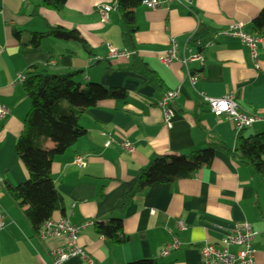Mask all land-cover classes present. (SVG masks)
I'll return each mask as SVG.
<instances>
[{
    "label": "crops",
    "instance_id": "0c3cea01",
    "mask_svg": "<svg viewBox=\"0 0 264 264\" xmlns=\"http://www.w3.org/2000/svg\"><path fill=\"white\" fill-rule=\"evenodd\" d=\"M117 2L67 0L65 8L57 12L39 7L37 0H0V105L11 111L0 120V210L5 223L0 229V264H52V250L67 242L66 236L37 238L24 209L9 193L10 187L29 180L16 151L31 109L19 76L36 64L49 65L58 72L81 71L76 79L81 86L98 83L123 88L127 95L125 101H103L85 112L80 125L86 135L53 161L52 179L64 204L53 219L64 217L74 225L93 223L78 240L90 262L75 257L63 264L138 260L204 264L202 245L220 243L227 226L244 221L257 232L253 248L257 263L264 264V176L233 155L239 133L230 120L215 117L203 100L204 96L235 95L245 111L263 117L244 130L243 136L264 133V38L258 70L242 41L225 35L234 24L252 33L264 0H173L156 9L142 5L135 10L138 31L134 52L123 47ZM104 6L113 8L105 24L98 13ZM49 27L78 30L90 52L79 43L55 37L44 39L38 52L21 50L14 30L20 31V41L26 42L32 33L46 32ZM173 40L179 43L180 59L200 53L205 63L192 62L186 68L181 62L169 66L158 62L157 55L167 51ZM197 41L205 44L196 47ZM108 45L131 55L112 58ZM134 56L159 77L158 88L130 69ZM190 74L198 75L195 86ZM176 88L181 89V96L172 104L169 127L158 102ZM217 141L230 153L218 150L208 168L171 184H155L133 199L122 216L126 243L115 244L97 232V224L121 216L125 195L133 189L140 170L154 158L188 156ZM125 142L133 145V151L124 148ZM55 145L53 138L46 144L48 148ZM76 157L85 160L83 167L74 164ZM178 222L187 225L186 231L178 233L182 247L161 259V250L171 242L170 230L176 231Z\"/></svg>",
    "mask_w": 264,
    "mask_h": 264
},
{
    "label": "trees",
    "instance_id": "16d2710c",
    "mask_svg": "<svg viewBox=\"0 0 264 264\" xmlns=\"http://www.w3.org/2000/svg\"><path fill=\"white\" fill-rule=\"evenodd\" d=\"M39 7H47L57 12L65 8L67 0H37ZM144 0H118L117 11L121 16V38L125 50L134 52V35L138 31L135 10L143 5ZM253 35L264 38V10L252 23ZM24 53L38 52L41 42L55 37L64 42H76L90 52V47L78 30H66L62 27H49L46 32H34L28 41H20L21 32L14 30ZM201 47L204 42L194 43ZM135 57V56H134ZM131 70L147 80L151 86L158 88L161 80L155 72L135 57ZM81 71L70 70L58 72L49 65L36 64L29 68L23 81L24 91L31 102V109L26 116L24 131L16 143L19 158L29 172V180L17 187H10L13 201L24 209L26 219L37 235L43 224L54 218L56 212L62 211L63 197L52 179L51 169L54 159L64 154L86 135L80 125V118L89 109L107 100L125 101L123 88H107L98 83L81 86L76 81ZM53 138L56 145L46 146ZM238 147L233 152L242 162L250 164L255 172L264 176V133L245 137L243 131L237 137ZM227 150L222 142H212L206 148L191 155L158 156L144 169L133 189L124 197L119 208L121 214L108 223L97 224V232L115 244H123L128 238L123 234V215L133 199L155 184H171L180 179L191 177L196 172L211 166L218 150ZM127 264H158L154 260H138Z\"/></svg>",
    "mask_w": 264,
    "mask_h": 264
},
{
    "label": "built area",
    "instance_id": "2783aa9c",
    "mask_svg": "<svg viewBox=\"0 0 264 264\" xmlns=\"http://www.w3.org/2000/svg\"><path fill=\"white\" fill-rule=\"evenodd\" d=\"M30 1V0H22ZM173 0H144L143 5L149 9H156L160 7L163 2L168 3ZM113 8L110 6H104L99 9L101 23H108L110 14ZM226 36L236 37L242 41V43L249 49L251 58L255 67L260 70L259 60V47L262 43V38L251 33H247L243 25L234 24L225 33ZM209 47L212 44L208 45ZM109 55L112 58L129 57L130 52L120 51L117 48L108 45ZM179 43L173 40L170 48L157 55V60L165 66H169L175 62H181L186 68L188 64L192 62H199L202 65L205 63V58L200 53H195L187 58L180 59L178 57ZM1 54V48H0ZM26 78V75H20L19 81L22 83ZM191 85L195 86L198 80V75H189ZM181 96V89L176 88L172 91H168L163 94L162 98L158 102L159 108L163 112L164 122L167 126H171V119L174 115L172 104ZM204 103L209 107L211 113L222 119L230 120L237 133H240L246 129L251 128L256 123L262 121L263 117L258 114H253L245 111L237 102L235 95H227L224 97H203ZM11 114L10 108L6 105H0V120H5ZM110 142L106 143V147H109ZM124 148L128 151H133L134 147L131 143L125 142ZM74 164L78 167L85 165V160L82 157H76ZM2 184V183H1ZM1 187V185H0ZM92 222H87L82 225H74L70 223L66 218L60 217L58 219L47 220L39 233L36 235L39 239H47L51 237L66 236L67 242L65 245L52 250V264H63L71 258L78 257L84 261L90 262V256L87 250L81 247L78 243L79 237L83 231ZM4 214L0 210V229L4 227ZM187 230V225L183 222L176 224V231L170 230L171 242L164 247L160 252V258H166L174 252H178L183 242L178 236V233ZM257 236V232L253 226L244 221L239 224L229 225L224 232L223 237L220 239V243L211 244L204 243L201 247V256L204 264H258L255 257V250L253 248L254 240Z\"/></svg>",
    "mask_w": 264,
    "mask_h": 264
}]
</instances>
